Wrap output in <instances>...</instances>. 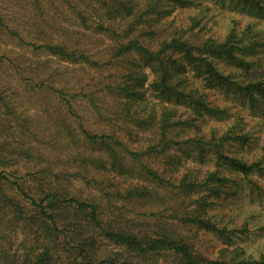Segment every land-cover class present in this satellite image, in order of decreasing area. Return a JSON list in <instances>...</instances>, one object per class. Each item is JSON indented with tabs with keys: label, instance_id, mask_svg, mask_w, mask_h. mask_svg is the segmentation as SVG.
I'll return each mask as SVG.
<instances>
[{
	"label": "trees",
	"instance_id": "16d2710c",
	"mask_svg": "<svg viewBox=\"0 0 264 264\" xmlns=\"http://www.w3.org/2000/svg\"><path fill=\"white\" fill-rule=\"evenodd\" d=\"M232 1L0 0V38L26 49L0 68L61 113L42 141L34 101L0 78V264H264V244L240 243L257 215L233 209L264 145L249 155L256 132L232 110L264 106V0ZM10 116L23 139L4 136ZM202 232L224 245L202 252Z\"/></svg>",
	"mask_w": 264,
	"mask_h": 264
},
{
	"label": "rangeland",
	"instance_id": "374dc122",
	"mask_svg": "<svg viewBox=\"0 0 264 264\" xmlns=\"http://www.w3.org/2000/svg\"><path fill=\"white\" fill-rule=\"evenodd\" d=\"M228 3H235V1L232 0H228ZM10 3H8V1L6 2V6H7V11H17V10H13L11 8V6L9 7ZM216 8L218 10H220V12H223L224 14H227L229 11V8L223 7L220 8V5H216ZM258 10L257 8H253V10ZM254 10V11H255ZM22 25L17 26L16 28H18L19 30L22 29L21 28ZM22 31H24L22 29ZM8 50L16 51V52H20L22 53L23 51H25V47H22L19 45V42L12 37H8L6 35H4L3 38H0V54L1 53H6ZM33 56L31 54V52H29L28 50L26 51V55L25 57H30ZM39 57L41 59H46L47 56H45L44 54H40ZM50 63L52 64L53 67L55 66H60L62 69L64 68V66L66 65V63H60L57 62L55 59H51ZM70 75L72 76H79V77H85L86 74L82 71H78V70H74L71 72L70 70ZM29 75H31L28 72L23 73L22 75L17 74V71L14 69L13 66H9L6 65L4 67L0 68V78L7 81V83H9L11 85V89L9 90V93L15 97L16 101L18 103H21V105L23 107H28L30 105L31 102H29V98L31 99V101H34L32 103V107L29 108V112L32 114H35V116L37 117L36 119V123L32 124V127H36L37 128V136L42 139V141L45 140H51L54 141L56 139H58V134L56 135V137H50V135H53V131L54 130V123L56 122L57 119H59L61 113L58 112V116L57 118L55 117H49L47 112H43V106L47 104V106L49 107L50 104H52L49 107V110H52L53 108H55L54 102H50L48 101V99L50 100L51 98L47 97L46 93H42L41 91H39V89H37V87L32 88L31 85H35L33 84V82H30L28 78ZM35 75L36 74H32ZM235 104L232 107L233 112L235 113H240L243 114L245 116H247V118L250 120V124L251 126L254 128L255 132H256V141L258 142L257 145H255L250 151H249V155H253V157H257L262 155V149H263V145H264V115H263V110H264V106L261 105L256 112H251L249 106H242L240 101H236L234 102ZM1 110V109H0ZM85 114H86V118L88 117V122H91V118H89V116L92 114L91 112L89 113L86 109L84 110ZM2 114H5L3 112V110H1ZM11 122L13 123L12 128L10 133L6 132L4 134L5 137H13V139L16 140H21L23 139L22 137L19 136V132L17 130V125L14 124V118L12 119V117H9ZM48 118H50L51 120H47ZM2 119V118H1ZM1 119H0V123H1ZM54 119V120H52ZM94 119V118H92ZM46 121L47 124H46ZM212 123H214V120H210L209 121V125H211ZM48 126V129L46 131L45 127ZM95 128H100V126H98L97 124L94 125ZM28 137V136H27ZM31 137L29 136L28 139H30ZM37 143V141L35 140V144ZM44 143V142H43ZM64 147V146H63ZM58 149L60 151H65L62 150L60 147H58ZM22 163V159L20 160ZM24 162V161H23ZM23 166V169H25L24 164H21V167ZM22 169V170H23ZM236 177V176H235ZM239 178L243 179V175L241 174L239 176ZM251 178L254 180V182L256 183L255 185V189L252 190L250 188L249 185L245 184V180L242 181V183H244L241 187V194H236L237 196L240 195L239 198H235L234 201V208L237 210V205L241 202L246 207V212H249V216L251 214L257 215L256 217L254 216L253 218H251L250 220V227H249V234L246 237V239H243L240 241V243L243 244H247L248 246H250L251 249L256 250L258 247L262 246V244H264V174L262 175H258V174H252ZM74 192H81L84 191V187L82 185V182H79L77 180L73 181V185L70 187ZM93 193V192H92ZM233 197V196H232ZM230 197V198H232ZM241 204V205H242ZM232 206V207H233ZM232 209V210H233ZM221 238L213 233H206V232H202L200 233V237L198 238L197 241V247L204 253L208 254V255H213V253H215V251L217 250V247H220L222 244V241L220 240Z\"/></svg>",
	"mask_w": 264,
	"mask_h": 264
}]
</instances>
